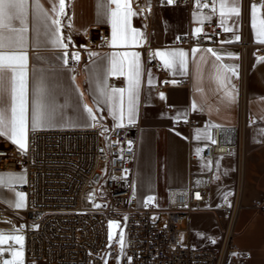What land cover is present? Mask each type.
<instances>
[{
  "label": "crops",
  "instance_id": "0c3cea01",
  "mask_svg": "<svg viewBox=\"0 0 264 264\" xmlns=\"http://www.w3.org/2000/svg\"><path fill=\"white\" fill-rule=\"evenodd\" d=\"M39 3L45 10L52 7V0H39ZM65 3V15L60 20L61 34L68 48L59 49L45 42L42 35L39 39L36 38L32 24L35 0H29V31L24 49L28 54L29 111L33 85L42 76L48 102L57 113L48 124L36 130L85 129L96 125L113 126L129 122L127 63L124 75H120L119 71L110 75L108 70L113 54H139L140 83L133 122L141 129L135 161L137 191L141 202L151 197L158 203V178L161 177L166 182L167 196L169 189L185 187L189 182L191 165L188 160V136L195 140L209 141L208 137L212 138L214 126H237L245 108L246 117L251 118L254 123L246 134L244 145L245 208L236 225V238L239 242H235L240 248L252 253L251 264H264V213L257 212L252 207L254 202L264 198V59L258 60L255 51L253 58L242 69L241 52L235 44L241 30V0H235V3L233 0H200L199 5L195 0L198 5L195 9L186 6L157 8L150 19H146L135 8L134 0H130V7L137 13L130 18V25L140 35L137 42L116 45L112 44L109 15L110 9L116 7L115 4H110L109 0H65ZM221 3L225 4L223 16L220 14ZM234 6L239 8L238 15L230 12ZM254 6L255 22L259 27L260 21L264 20V1ZM249 12L251 36L258 42L257 30L252 26L253 7ZM208 24L229 29L215 47L190 48L178 42L180 36L187 34H207L208 30L204 26ZM197 28L200 29L199 32L196 31ZM100 33L109 36L110 44L102 50H92L93 40ZM193 49L196 51L193 52ZM208 49L212 51L209 52ZM65 51L68 53L67 64L64 63ZM179 51L186 53L183 67L178 61L169 67L164 61L171 59L170 57L156 55L158 52ZM88 52L92 53L91 57L87 56ZM72 53L79 54L78 61L72 59ZM119 59L117 56L118 61ZM156 61L164 64L167 69L165 73L154 69ZM105 79L108 90H125L123 121L113 118L110 113L113 103L106 102V97L101 96L98 91V83ZM165 80H168L169 85L164 84ZM160 86H164L162 91L158 90ZM115 103L118 110L119 94ZM193 104L196 105L195 110ZM85 105L93 110L97 117L95 121L84 110ZM188 118L198 121L200 127L189 132L183 126ZM31 131L29 120L27 148ZM1 137L6 146L19 149L6 136ZM213 166L220 175V184L215 187L214 196L218 199L232 189L236 157H217ZM209 167L210 163L193 166L196 171L207 170ZM6 174H13L16 178L11 186ZM0 177L4 180L0 184V233L10 236L6 231L21 223L22 218L18 219V215H22L28 204V194L19 189L27 184L28 176L23 165L11 164L0 165ZM16 192H22L25 196V207L22 209L13 206L17 199ZM6 210H13L15 214H7ZM205 211L209 213L206 219L215 225L214 230L217 229L218 216ZM208 242L202 245H207Z\"/></svg>",
  "mask_w": 264,
  "mask_h": 264
},
{
  "label": "built area",
  "instance_id": "2783aa9c",
  "mask_svg": "<svg viewBox=\"0 0 264 264\" xmlns=\"http://www.w3.org/2000/svg\"><path fill=\"white\" fill-rule=\"evenodd\" d=\"M263 1L241 0V30L235 44L241 52L242 69L253 58V52L257 51L258 60L264 58V43L254 41L251 36L249 12L253 5ZM134 6L150 19L157 8L195 9L198 5L195 0H174L173 3L134 0ZM204 28L207 34H187L180 36L178 42L190 48L218 45L224 28L216 24ZM93 44L92 50H102L110 44V38L100 33ZM91 55L88 52L87 56ZM154 69L159 73L167 71L158 61L154 62ZM164 84L169 85L168 80ZM163 89L164 86L158 87L159 91ZM253 123L246 117L244 108L237 126H214L211 140L188 136L189 182L185 187L168 190L166 209L159 208L153 198L143 202L139 199L135 161L141 129L136 123L32 130L26 151L6 146L0 136V165H23L28 176L27 184L19 187L28 194L22 221L6 231L10 236H22L23 242L21 245L8 240L0 245V264L5 261L15 264H251L252 253L240 248L234 238L239 216L245 208L244 145ZM183 126L191 132L200 123L188 118ZM197 149L202 151L197 154ZM231 155L236 157L232 189L217 199L214 188L220 184V175L213 163L217 157ZM209 163L211 167L207 170L193 168L196 164ZM88 189L92 191L86 196ZM85 198L90 207L84 206ZM214 203L217 205L213 208ZM252 207L264 213V198ZM205 210L218 212L221 223L218 239H209L207 245H195L189 228L188 244L182 246L180 224L190 221L194 212ZM163 212L166 219L161 222ZM113 222L116 227L112 236L110 224ZM15 252H21L22 258L16 259Z\"/></svg>",
  "mask_w": 264,
  "mask_h": 264
},
{
  "label": "snow or ice",
  "instance_id": "6c2138e0",
  "mask_svg": "<svg viewBox=\"0 0 264 264\" xmlns=\"http://www.w3.org/2000/svg\"><path fill=\"white\" fill-rule=\"evenodd\" d=\"M174 0H168L173 3ZM200 4V0H196ZM235 3V0H233ZM110 4H115L114 9H110V20L112 25V44H127L137 42L140 35L135 29L131 28L130 18L137 15L130 7V0H109ZM206 6V5H205ZM65 0H52V7L45 10L35 0V8L32 12L33 30L36 38L42 35L45 42L50 43L53 47L59 49H67L68 44L64 42L61 34L60 17L65 15ZM253 28L257 30L258 42L264 43V20L260 21L259 27L255 22V6L253 5ZM221 16L224 15L225 4L221 3ZM231 13L239 14L238 7H232ZM53 13L54 15H50ZM29 0H0V136H6L14 145H17L21 151L27 150V132L29 128V120L31 129L35 131L37 128L48 124L56 116V110L49 104L46 95V87L43 77H39L33 85L31 96V111H29V79H28V54L24 49L27 45V33L29 31ZM200 31L199 28L196 29ZM225 31H229L225 28ZM239 40V36L236 37ZM196 49H193L195 52ZM211 52V49H208ZM215 55V53H213ZM156 55L161 57H170L165 59L164 63L171 67L177 61L183 67L185 65L186 53L179 52H158ZM68 53L64 52V63L67 64ZM117 56L120 57L119 61ZM130 57V59H129ZM78 53H72V59L79 60ZM217 59H220L217 56ZM264 59V58H262ZM127 63L129 86L127 117L129 123L134 122L135 100L138 96V87L140 83V59L137 53H120L113 54L111 59V67L108 70L110 75H115L118 71L120 75H124V67ZM234 72V70H232ZM150 82V81H149ZM101 96L106 97V102H112L113 106L110 113L114 119L123 121L125 111L123 107L124 89H110L106 83V79L97 85ZM119 94V106L115 103ZM231 96V93H229ZM163 99V94H161ZM234 99V97H233ZM195 110L196 105H192ZM84 110L88 116L95 121L97 117L93 110L87 105ZM117 126H123L118 124ZM211 140V137H208ZM215 143L214 140L211 141ZM202 149H197L199 154ZM9 177V186L15 181L13 174H6ZM22 179V178H21ZM3 177H0V184H3ZM17 197L14 207L22 209L25 207V196L22 192H16ZM152 198L150 197L149 200ZM115 227V224L110 225ZM111 238V237H110ZM13 240L17 244L22 245L23 237L18 235L6 236L0 233V245L6 241ZM121 247H123V234L120 235ZM214 242V241H213ZM2 254V250H0ZM14 256L20 257L21 252L13 253ZM4 264H15L14 261H5Z\"/></svg>",
  "mask_w": 264,
  "mask_h": 264
},
{
  "label": "rangeland",
  "instance_id": "374dc122",
  "mask_svg": "<svg viewBox=\"0 0 264 264\" xmlns=\"http://www.w3.org/2000/svg\"><path fill=\"white\" fill-rule=\"evenodd\" d=\"M157 188H156V194H157V199H158V206L161 209H166L167 208V186H166V182L164 181L163 178H158L157 181ZM214 190H216V188H214ZM92 190H87L85 195L87 196L89 194V192H91ZM217 204L214 203L213 204V208L216 206ZM84 206L85 207H90L91 204L87 201V199H84ZM209 212H213L216 216H218V228L214 230L215 225L211 223V221L206 219V216H209V213L207 211H196L192 214L191 216V220H184L180 226H179V236H180V242L182 244V246H186L188 244V240H189V233H188V229L190 228L191 230V235H192V239H193V243H195V245H202L205 242H208L209 239H218L219 237V232H220V227H221V223H220V219H219V215L218 212L216 210H208ZM10 212H7V214H9ZM12 215H14V212H11ZM22 218V215H18V219ZM166 219V213L163 212L161 214V222H164ZM115 224V222L111 223L110 225ZM19 223H17L15 226H18ZM13 226V228L15 227ZM116 227V226H115ZM115 227L110 226L111 229V235H114L115 232ZM19 236V235H18ZM234 241H236L237 243L239 242L238 239L234 238ZM23 242V241H22ZM22 255L20 257H16V259H21Z\"/></svg>",
  "mask_w": 264,
  "mask_h": 264
}]
</instances>
